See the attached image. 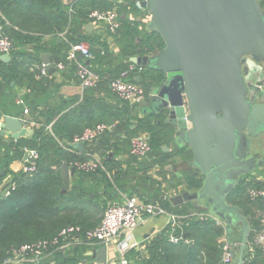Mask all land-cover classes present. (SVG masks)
Instances as JSON below:
<instances>
[{
    "label": "trees",
    "instance_id": "16d2710c",
    "mask_svg": "<svg viewBox=\"0 0 264 264\" xmlns=\"http://www.w3.org/2000/svg\"><path fill=\"white\" fill-rule=\"evenodd\" d=\"M259 2L261 7H264V0ZM113 6V0H75L70 6L65 5L63 0H0V24L3 33L10 37L13 44L10 61L3 62L0 59V120L6 115L19 117L22 114L26 123H34V133L30 139L19 138L3 142L0 136V263L20 244L51 238L69 225L80 226L84 231L99 223L96 218L103 209L104 201H100L96 191L94 195L84 192L80 181H76L75 185L63 192L59 170L61 162L65 161L73 166L75 175L101 174L100 180L105 183L106 192L114 191L115 188L125 190L127 187L126 190L133 195L144 185L143 175L131 181V178L126 177V170L118 169V164L112 165V159L108 160V153L103 159V164L110 171L111 168H116L111 175L112 180L101 169L93 172L78 170L75 163L87 159V156L82 149L79 150L80 155L75 153V149H78L74 146L73 137L85 128L99 123L111 125L98 139L110 138L111 143H107L106 150L113 154L122 150L128 152L129 139L145 133L150 145L149 154L156 156V163H169L171 171H178V164L186 163L179 178L173 182L175 187L182 186L181 191H194L202 184L203 176L197 168L189 165L191 159H187V155L181 157L180 162H176L171 151L162 150L163 145L172 141L174 135L173 127L166 123L163 117L143 114V117L136 119L135 128L131 129L130 117L127 115L129 104L118 97L121 106L115 109L106 105L100 98L92 96H85L76 104L73 103L74 99L69 102L61 100L57 105L45 103L42 107L37 102L36 91L45 92L47 75L36 78V69H28L30 65H40V54L50 50L41 43L46 34L56 36L65 32L66 39L58 44L60 53L57 62H65L70 43L86 42L94 56L90 67L100 75L99 83L109 84L110 79L133 64L135 67L127 76L128 81L141 85L146 95L159 85L163 79L161 72L130 61V57L137 53L151 55L163 48L164 42L157 32L148 30L141 33L136 22L120 19L118 30L113 34L109 33L117 42L116 55L106 39H101L97 34L77 31V27L90 21V11L107 10ZM127 6L135 10L140 9L134 0H128ZM30 44L32 52H25L24 47ZM108 64L110 68L100 70L102 65ZM67 69L75 74L74 65H68ZM136 75L140 76L138 82L134 79ZM21 88H24L25 92L19 95ZM19 99L22 103L17 102ZM71 103L73 105L68 108ZM24 107L28 109L27 114L23 113ZM25 149L37 151L36 171L32 174L21 171L11 181L4 183L10 164L21 160ZM8 185H11V188L2 196L1 190ZM78 186L82 190H79ZM260 186L261 183L248 175L244 176L238 180L226 198L228 203L237 205L246 218L249 232L245 249L252 245L260 229V214L264 209L263 200L251 199L248 192ZM146 192L145 189L144 194H135L140 195L145 202L158 203L163 209L171 207L169 201L150 199ZM85 203L89 204V208H84ZM171 211L180 216L173 233L181 239L178 242L170 240L171 225L167 224L145 241L142 248L129 249L125 258L132 261L131 264H223L222 243L226 238L224 223L211 216L200 217L198 213L201 211L193 209L188 203ZM253 247V256L245 253L243 264H264V251ZM96 248L98 246L85 242L76 243L65 250H55L50 258L58 264H78L93 260L88 251Z\"/></svg>",
    "mask_w": 264,
    "mask_h": 264
},
{
    "label": "water",
    "instance_id": "95a60500",
    "mask_svg": "<svg viewBox=\"0 0 264 264\" xmlns=\"http://www.w3.org/2000/svg\"><path fill=\"white\" fill-rule=\"evenodd\" d=\"M141 6L150 12L147 28L161 36L164 46L152 55L130 57L132 63L163 74L140 111L171 124L176 142L191 150L189 165L203 176L198 189L181 191L169 200L220 219L229 243L232 224L239 222L242 238L233 260L243 264L247 221L226 198L240 178L264 166V156L252 150L253 141L264 133V9L259 0H143ZM0 59L10 61L9 53L0 54ZM41 59L48 72L55 70L50 53ZM33 133L18 117L0 120V134L13 140L30 139ZM83 144L74 146L81 150ZM59 170L66 191L75 168L64 161ZM106 253L102 245L92 257L107 264Z\"/></svg>",
    "mask_w": 264,
    "mask_h": 264
},
{
    "label": "crops",
    "instance_id": "0c3cea01",
    "mask_svg": "<svg viewBox=\"0 0 264 264\" xmlns=\"http://www.w3.org/2000/svg\"><path fill=\"white\" fill-rule=\"evenodd\" d=\"M113 1H114V6L111 9H114L116 11L119 21L120 19H127L128 21L136 22L137 23L136 26L141 33H146L149 30L147 28V23L150 18V12L147 8L141 7L140 9L135 10L131 8L130 6H127L128 0H113ZM73 2H75V0H70L71 4ZM63 3L66 5L65 0H63ZM70 5H67V6H70ZM2 18L4 17L2 16ZM6 23L9 24L7 20H6ZM88 24H92L90 31L86 30V26ZM0 27H2L1 24H0ZM77 31H79L80 33L97 34L101 37V39H106L109 43L110 48L117 55L118 46L116 48V44L115 42H113L114 39L111 37V35L109 34V32L106 30V28L103 25L101 24L97 25L91 21H88L84 23L82 26L77 27ZM64 39H66L65 32L59 33L56 36L52 34L44 35L41 39V43H43L45 46H48L50 50L42 52L40 54V58L43 53H50V62L55 67L57 63V56L60 53L58 44H60ZM24 50L25 52H32V45L31 44L26 45L24 47ZM135 55H140V54L137 53ZM10 59H11V56H10ZM32 68H35L37 71L36 78L42 76L40 73V65L38 64L30 65L28 70L30 71L32 70ZM105 68H110V65L109 64L102 65L100 70L103 71ZM136 76H139V75H136ZM46 80H47V84L44 87L45 92L40 93V91H36V99H37V102L40 103V107H42L45 103L57 105V104H60L61 100H64L65 102H69V100H72V99L75 100V102L73 103L76 104L82 101L83 97L85 96H88V97L92 96L94 98H100L106 105H108L109 107H113L114 109L115 107L121 106V102L119 101L117 96L111 91L107 82H104V83L101 82L95 87L85 88L80 84L75 74H72L67 68L63 71L58 70L56 67L53 72H48L47 70ZM24 92H25L24 88H21L19 91V95H22ZM73 103L69 104L68 108L71 107ZM141 106L129 105V108H128L129 112L127 115H129L128 117H130V128L131 129L135 128L136 119L143 117V113H141L140 111ZM18 118L23 122V124L33 127L34 123L32 122L26 123V120L24 119V115L21 114ZM99 124H105V123H99ZM142 134L146 136L145 133H142ZM0 136L2 137L1 140L3 142H7L12 139L9 136H5L1 134ZM107 143H109L110 145L111 143L110 138H107V139L100 138L92 142H84L82 146V151L85 152L87 159L90 158L91 156H95L99 158L103 166L101 170L105 171L106 176L110 180H112L111 175L113 174L116 168H111V171H110L108 167H106L103 164V159L105 158L106 153H108L109 155L108 160L112 159V165L118 164L117 165L118 169L121 168L123 171L126 170L127 171L126 177L131 178L130 179L131 181H133L134 179H136L138 176H141V175H143V178L145 177V181L143 182H144L145 187L148 188L146 192L147 197H149L150 199H153L154 194L152 193L151 190H153L154 188L155 190L160 191L158 192L159 196L157 197V199L160 200L161 202L169 201V205L171 206L169 209H164V213L157 214V215H151V216H144V218L139 222L138 226L132 231V238L134 239L135 242H137L136 249H139L143 247V244L145 241L149 240L156 233H158L159 231H161L163 228L166 227V225L168 224V220H169V214H174L172 213L171 209L176 208V207L181 208L183 205L186 204V203H181L178 205H173L171 201L169 200L171 196L181 192L182 186L175 187L173 185V182H174L173 178L174 177L179 178L180 173L178 171H171L169 163L161 164V165L159 163H156L154 161L156 156H153L151 154H148L142 158H137V157L130 155L127 152V150L126 151L122 150L114 154L112 152H107L108 151L106 150ZM163 147L168 148V151H164L162 149L164 152L171 151L173 153L172 157L174 160H176V162H180L181 157L187 155V151L189 149L184 144H178L176 142V137L174 135H173L172 141H169L167 145H163ZM252 150L253 151L257 150L260 156H264V133L263 135L257 137L253 141ZM75 151L77 155H80L81 152L79 150L75 149ZM22 159L13 161L10 164L9 173L6 175V177L3 180L4 183H8L9 181L12 180L14 176L18 175L22 171V167H23ZM167 160L169 161V159ZM100 176L101 174H97V175L90 174V175H85V176L78 175V174L75 175V171H74V174L70 175L69 177V180H70L69 188L75 185L76 181H80L82 184V187L84 188L83 190L84 192H88V193L90 192L91 195H94V191H96L98 194V197H100V201H104L105 204L103 205V209L98 214V217L96 218L98 222L101 219V216L106 206L110 204H114V203L123 202L125 198L130 196L131 194V192L129 193L126 190L127 187H125V190H121L120 188H115L114 191L109 190L106 192L105 183L102 180H100ZM248 176L251 177L256 182L261 183V185H264V166L255 167L248 174ZM78 187H79L78 188L79 190H82L80 189V186ZM4 189H2L1 191H3ZM7 193L8 191L6 192V194ZM133 195H136V194L134 193ZM137 196L142 201H144L140 195H137ZM84 208H89V204L85 203ZM234 225H235V222L232 224V227H231L232 228L231 230L232 243L231 244H232L233 250L235 248L238 249L240 246V243H239V245L236 247V244H238V241L236 240V233L234 231V228H235ZM241 234H242V230H241ZM225 239L226 238H224V240ZM99 247L100 246H98V248ZM106 248H107V253H106L107 254V264H121V259L119 257L117 243L111 242L106 245ZM93 251L94 250H90L88 251V253L92 255ZM245 253H249L250 257H252L254 254V247L250 245L248 249H244L243 256ZM93 260L95 261V259ZM87 262L89 261H83L78 264H86ZM129 262L132 263V261H129ZM231 264H236V261L233 260Z\"/></svg>",
    "mask_w": 264,
    "mask_h": 264
},
{
    "label": "built area",
    "instance_id": "2783aa9c",
    "mask_svg": "<svg viewBox=\"0 0 264 264\" xmlns=\"http://www.w3.org/2000/svg\"><path fill=\"white\" fill-rule=\"evenodd\" d=\"M142 1L134 0L135 5L140 8L142 7ZM262 8L264 9V7ZM88 17L91 22L103 25L111 34L115 33L120 27V21L114 9H94L90 11ZM12 49V40L8 35L3 33L2 27H0V54L10 53ZM93 57V53L86 42L70 43L66 52L65 62L59 61L55 67L63 71L68 65L72 64L75 67V76L78 78L80 84L85 88L95 87L101 80V77L90 67V61ZM134 67L133 64L128 65L118 76L110 79L108 85L120 100L132 106H141L149 100L150 94L146 95L141 85L126 79L129 73L134 70ZM40 73L43 76L47 75L44 63L40 64ZM17 102L22 103V100L19 99ZM27 112L28 109L24 107L23 113L27 114ZM110 128L111 126L106 124H96L85 128L80 134L73 137V142H92ZM149 152L150 145L144 134H139L129 139L128 153L130 155L142 158L148 155ZM25 153H28V157L24 159L23 156L22 171L32 174L36 171L35 160L38 158V153L32 149H25ZM75 166L78 170L82 171H95L103 168L101 160L95 156L76 162ZM248 193L251 199L261 198L264 205V185L252 188ZM161 213H164V209L158 203L145 202L137 195H130L123 202L106 206L99 223L94 227L84 231L77 225L63 227L51 238L20 244L12 249L11 253L0 264H58L50 258L52 252L60 249L65 250L70 245L81 242H85L91 246H106L111 242H116L121 264H131L125 258V254L129 249L137 247V242L132 238V231L138 226L144 216ZM198 215L200 217H214L206 212H200ZM179 217L176 214H169L168 224L171 225L170 240L172 242H178L181 239V237L173 233L174 228L178 224ZM216 220L218 222L221 221L218 218ZM252 246L264 251V209L260 214V229L254 237ZM221 260L223 264H231L233 261L232 244L227 239L222 243ZM90 264L98 263L91 260Z\"/></svg>",
    "mask_w": 264,
    "mask_h": 264
},
{
    "label": "rangeland",
    "instance_id": "374dc122",
    "mask_svg": "<svg viewBox=\"0 0 264 264\" xmlns=\"http://www.w3.org/2000/svg\"><path fill=\"white\" fill-rule=\"evenodd\" d=\"M113 42H115V44H116V48H117V42H116V40L114 39ZM262 135H263V134H262ZM191 156H192L191 150L188 149V151H187V159H191V158H190ZM177 164H178V163H177ZM185 166H186V163H184V162L179 163L178 166H177L178 172H179V173L182 172L183 169L185 168ZM173 179H174V181H176L177 178L174 177ZM145 189L147 190L148 188H146L145 185H141V186L139 187V189H138V192H135V193L144 194ZM151 191H152V193L154 194L153 198H154V199H157V193L160 192V191H157V190H155L154 188H153V190H151ZM158 195H159V193H158ZM154 199H153V200H154ZM234 226H235L234 231H235V233H236V240L238 241V245H239L240 240H241V237H242L241 229H240V223L237 222V221H235V225H234ZM88 263L90 264V261H89Z\"/></svg>",
    "mask_w": 264,
    "mask_h": 264
}]
</instances>
